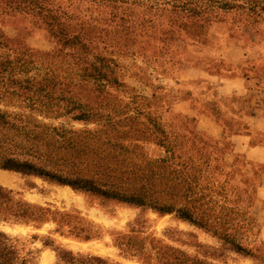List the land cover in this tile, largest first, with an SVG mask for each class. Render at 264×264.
I'll list each match as a JSON object with an SVG mask.
<instances>
[{
  "label": "rangeland",
  "instance_id": "rangeland-1",
  "mask_svg": "<svg viewBox=\"0 0 264 264\" xmlns=\"http://www.w3.org/2000/svg\"><path fill=\"white\" fill-rule=\"evenodd\" d=\"M53 1L70 5L68 0ZM49 3L44 0L43 5ZM241 3L242 9L218 12L215 19L183 16L176 22L168 12L150 18L141 16L142 7H135L136 26L127 35L129 41L125 36L118 46L97 43L90 51L103 58L113 82L97 100L90 83L71 87L77 96H87L81 102L114 103L119 129L159 123L175 142L180 160L192 162V169H186L197 181L196 191L209 195L201 208L210 209V223L224 228L222 234L174 213L161 214L0 169V186L14 198L46 210L41 222L0 221V232L12 238L18 260L64 264L61 255L70 251L74 264H264V0ZM7 4L0 0V35L11 48L42 55L44 61L64 59L45 26ZM74 4L85 11L86 3ZM100 11L106 16L111 12L110 7ZM113 28L104 33L106 40L115 36ZM0 108L23 110L14 99ZM127 116L132 120H123ZM43 121L73 129L95 127L67 116ZM154 142L131 140L145 158H162L166 153ZM177 204L185 203L179 199ZM229 240L248 253L235 252ZM91 245L102 250L96 252Z\"/></svg>",
  "mask_w": 264,
  "mask_h": 264
},
{
  "label": "trees",
  "instance_id": "trees-1",
  "mask_svg": "<svg viewBox=\"0 0 264 264\" xmlns=\"http://www.w3.org/2000/svg\"><path fill=\"white\" fill-rule=\"evenodd\" d=\"M68 1L70 5L63 7L53 0L48 6L43 5L44 0H19L15 4L8 0L7 5L14 11L28 14L34 23L45 26L48 36L61 46L59 52L64 51L69 59L53 56L44 61L42 55L36 57L26 49L11 48L0 35V104L14 99L23 108L19 112L0 108V169L161 214L174 213L182 221L215 235L222 234L224 228L210 223V209L201 208L209 195L196 191L197 181L186 169H192V162L180 160L175 142L159 123H152L151 128L136 124L119 129L121 118L114 103L81 102L87 96H77L71 87L90 83L95 99L101 97L106 84L113 80L106 72L103 58L90 54L91 48L105 42L118 46L125 36L129 41L127 35L136 26L132 18L135 7H142L141 16L150 18L157 12H168L174 17L172 22L183 16L211 20L218 12L242 9L243 0ZM75 1L86 3L85 11L78 10ZM118 2L124 6L115 5ZM108 7L111 12L106 16L100 9ZM109 27H116L113 28L116 34L106 40L104 33ZM88 58L90 61L86 63ZM38 115L43 119L67 116L84 125L93 122L95 127L73 129L44 122ZM129 118L133 117L123 120ZM132 139H151L166 155L147 159L137 152ZM179 199L185 204L178 205ZM45 212L39 206L14 198L11 190L0 186V221L41 222ZM11 242L12 238L0 232V264H26L25 258L18 260ZM229 242L235 252L248 253L238 242ZM71 256L70 251H65L61 260L74 264L76 260Z\"/></svg>",
  "mask_w": 264,
  "mask_h": 264
},
{
  "label": "crops",
  "instance_id": "crops-1",
  "mask_svg": "<svg viewBox=\"0 0 264 264\" xmlns=\"http://www.w3.org/2000/svg\"><path fill=\"white\" fill-rule=\"evenodd\" d=\"M204 122H208V121H210L208 118H206V117H203V118H201ZM210 125L212 124L213 126H219V124H217L216 122H208ZM211 125V126H212ZM210 127V126H209ZM246 144H248V140L245 142ZM261 145L263 146L264 145V142H262L261 143ZM259 150L261 149V148H258ZM262 188H263V190H264V185L262 186Z\"/></svg>",
  "mask_w": 264,
  "mask_h": 264
},
{
  "label": "bare ground",
  "instance_id": "bare-ground-1",
  "mask_svg": "<svg viewBox=\"0 0 264 264\" xmlns=\"http://www.w3.org/2000/svg\"><path fill=\"white\" fill-rule=\"evenodd\" d=\"M0 182H2V183L4 182V181H3V177H1V176H0ZM6 184H7V183H6ZM91 247H92V249L95 250L96 252L102 250V248L99 247V246L91 245Z\"/></svg>",
  "mask_w": 264,
  "mask_h": 264
}]
</instances>
